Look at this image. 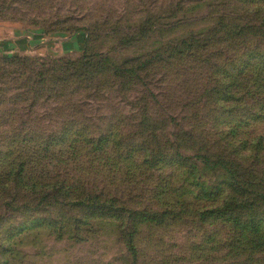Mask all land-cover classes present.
I'll return each mask as SVG.
<instances>
[{
  "label": "rangeland",
  "instance_id": "374dc122",
  "mask_svg": "<svg viewBox=\"0 0 264 264\" xmlns=\"http://www.w3.org/2000/svg\"><path fill=\"white\" fill-rule=\"evenodd\" d=\"M244 1L249 9L264 4ZM238 2L0 0V42L28 43L23 51L0 56V264L249 262L234 249L242 232L205 215L212 206L197 195V183L211 189L225 181L222 173L203 171L196 161L176 155L235 161L241 176L231 190L240 188L246 203L229 215L231 222L264 220L258 197L264 182L251 189L247 184L250 175L264 179V152L255 150L264 149L263 82L251 87L249 98L242 91L229 95L215 72L218 66L223 75L236 76L241 66L233 67L249 61V54L264 58L251 54L264 51V39L248 47L239 37L207 41L214 33L212 20L244 16L234 11ZM191 33L199 35L194 50L183 59L172 56L168 46L189 41L183 37ZM13 56L17 60L6 61ZM136 58L152 61L137 77L93 69L101 59L122 66ZM104 138L109 140L101 147L98 140ZM47 153L46 162L37 161ZM22 162L27 173L72 186V199L97 192L118 210L140 215L119 210L103 216L74 203L40 204L44 188L15 183ZM186 164L201 172L190 179L185 197L176 198L162 183L182 182ZM12 168L15 182L7 178ZM251 197L260 204L257 215L247 209ZM144 217L150 220L141 222ZM252 264H264L263 259Z\"/></svg>",
  "mask_w": 264,
  "mask_h": 264
},
{
  "label": "trees",
  "instance_id": "16d2710c",
  "mask_svg": "<svg viewBox=\"0 0 264 264\" xmlns=\"http://www.w3.org/2000/svg\"><path fill=\"white\" fill-rule=\"evenodd\" d=\"M239 1L240 2H238V7L240 8H237L234 11L235 13H244V16L241 17L231 15L228 18L219 16L215 20H212L213 24L215 25V28L213 29V37L208 38V42H223V38H226L225 42H228L229 40H233L230 39V37H239L242 40V44L244 42V44L246 43V47H248L249 45H251L250 42H252V40L264 39V4L258 5V3L255 2L253 5H251V9H249V1ZM259 1L260 3L264 2V0H258L257 2ZM224 3L221 5V7L224 6ZM205 5L206 4L202 3V6ZM198 36L199 35L197 34L195 35L194 33H191L183 37L184 39H189V41H181L180 46L178 47L176 46L177 42H174L171 47L170 45L168 46V50L172 52V56H176L177 58L183 59L187 55H189L190 51L194 50L197 42L193 40H196V37ZM169 51H163V55L168 53ZM251 54H256L263 57L264 51H251ZM157 55L162 54L158 53ZM251 56L253 55H248L247 60L249 61H247L245 64H235L236 67H233L234 70L241 66V69H239V73L236 76L223 75L222 72L218 70V66L217 68L215 67V72L220 74V77H218V83L224 85L227 89H229V95H233L236 92L242 91L249 98L253 94V92L251 91V87L257 85L258 81L263 82L262 85L259 86L261 89H264V58H252ZM160 59L161 61L164 60L163 57H161ZM14 60H17L15 56L6 61ZM101 60L96 62V64L93 66V69L99 70L100 68V71L102 73L109 72L113 77L116 78H119V76L123 77L126 75L137 77V72L144 70L149 64L152 63V61L148 59L143 61L140 58H136L133 60L126 61L122 66H115L110 60ZM230 65H232V63ZM76 134L79 136H84L78 133ZM171 137L173 138V134L171 135ZM107 140L109 139H99V145L102 147L104 145L103 143H106ZM74 141L75 140H70V143ZM94 145H96L95 142ZM255 150L258 155L264 152L262 146H260L259 148L257 147ZM95 151H97V149H95ZM235 152L239 154V149H235ZM176 155H178L179 159L184 160L186 162L196 161L204 167L203 171H209V173H213L215 175L219 174L218 172L222 173L221 176L224 178L225 181H221L217 184V186L211 189L204 183H197L196 185V187L198 188L197 195L201 197L200 200H207L209 205L212 206L211 211H208V213H206L205 215H207L209 218L210 216H212L214 220H218L219 218L222 221L226 220L232 226L233 230L236 229L238 232H242V239L239 241V247H234V249L242 252L239 255L237 254V256L242 257V259H244L245 261H249L248 263L242 264H252L255 259L260 258L263 259L264 263V220L261 218L254 217L255 219H251L246 223H243L240 219L239 221H234L235 223L233 224L231 222V218L229 217V215L236 211L241 204H243L244 202L246 203V197L240 188H238L237 193H234L231 190L233 184L237 182L239 176H241L239 174L240 168L237 163L235 161H228L227 159H224L222 157H220L219 159H214L210 155L203 154H195L186 158H184L180 153H177ZM36 158L38 159V162H46L48 160V153L46 156L43 154H38ZM18 168L21 169V172L19 175H17L18 180L16 182L14 180V177L16 176V168H12L11 171L7 173V178L21 185L22 188L27 189L31 185H33V187H35L36 189H38L39 187L44 188V190L40 192V195L43 196V200L40 202V204L43 203L45 200L53 201L52 203H50L51 206L61 205L62 207H66L71 206L74 203L76 206H82L90 210L92 213L100 212V214L103 216L118 215L120 211L126 215H140L136 211L125 210L120 207L119 211L114 201H112L111 199L107 201L101 200L99 198V193L97 192L87 193L85 194V196L79 197L78 200L72 199L70 196V190L73 187L68 186L66 182L64 184L59 182L53 183L54 181H47L43 179V176L36 177L35 174L31 171L30 173H27L28 167L24 162L20 163L18 165ZM183 169L186 170L183 172V176H185V178L182 182L177 184L175 182H168V184L165 185H163L162 183V188H165V190H167L170 195H174L176 198L185 197L184 193L191 186L190 179L195 176L196 172H201L199 170V166H194V164L184 166ZM24 174L26 180L23 176ZM250 177L252 178L251 181H247V184L250 189L254 186H257L258 183L264 182V179L262 178L258 179L253 175H250ZM172 178L173 177H171V179ZM258 186H261V184ZM55 189L58 192L57 194L55 193ZM192 194L193 198L197 197L196 193ZM252 197L249 199L250 205L247 209H251V215H257L256 209L259 207L260 204L256 200L254 201ZM258 197H260L262 199V202L264 203V194H259ZM258 197L257 200L259 199ZM59 198H64L65 200L68 199V201H62V203H60V201L58 200ZM71 200L74 201L71 202ZM253 204L255 205L254 208ZM231 207L233 208L232 211ZM164 215H167V213ZM146 220H150V218L144 217L143 221L141 222H145ZM26 229H29V227H26ZM134 236L135 235H131L129 240L131 246L130 250L132 251H134L135 249L133 244L135 242ZM237 236L234 237L236 238ZM255 254H257V257L253 258Z\"/></svg>",
  "mask_w": 264,
  "mask_h": 264
},
{
  "label": "crops",
  "instance_id": "0c3cea01",
  "mask_svg": "<svg viewBox=\"0 0 264 264\" xmlns=\"http://www.w3.org/2000/svg\"><path fill=\"white\" fill-rule=\"evenodd\" d=\"M22 40H11V42H9L8 44L7 43H4V42H0V56L2 57L4 54H2L3 52L4 53H7V51H10V50H15V51H23L25 50L27 47H28V43L25 41V45H21V42Z\"/></svg>",
  "mask_w": 264,
  "mask_h": 264
}]
</instances>
